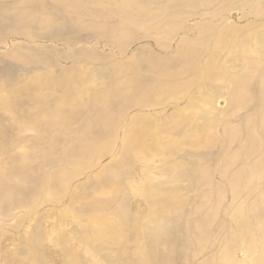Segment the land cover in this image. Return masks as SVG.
<instances>
[{"label":"rangeland","instance_id":"1","mask_svg":"<svg viewBox=\"0 0 264 264\" xmlns=\"http://www.w3.org/2000/svg\"><path fill=\"white\" fill-rule=\"evenodd\" d=\"M0 264H264V0H0Z\"/></svg>","mask_w":264,"mask_h":264}]
</instances>
